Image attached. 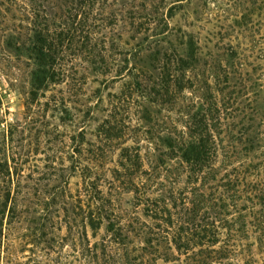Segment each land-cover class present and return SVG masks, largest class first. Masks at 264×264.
<instances>
[{
  "label": "rangeland",
  "instance_id": "rangeland-1",
  "mask_svg": "<svg viewBox=\"0 0 264 264\" xmlns=\"http://www.w3.org/2000/svg\"><path fill=\"white\" fill-rule=\"evenodd\" d=\"M77 19H97L93 35L110 68L66 56L68 77L45 83L33 99L37 60L27 48L41 29L50 39L54 23ZM187 46L197 57L194 87L174 103L145 101L129 75L133 61L124 68L122 59L141 48L137 67L148 70L154 49ZM197 100L220 105L213 121L218 177L257 163L260 175L251 170L249 178L264 180V0H0V157L12 165L13 179L10 200L0 196V264H122L120 246L103 250L114 236L103 218L108 201L119 210L133 207L132 193L110 183L122 149L158 168L153 191L173 173L182 185L184 169L168 158L164 138L187 131L186 114ZM247 135L261 139L254 150ZM93 205L102 217L95 229ZM135 215L142 219L141 209ZM246 220L245 230L232 231L235 253L208 263L264 264V211ZM132 242L146 246L135 248L145 264H196L195 255L168 241Z\"/></svg>",
  "mask_w": 264,
  "mask_h": 264
},
{
  "label": "trees",
  "instance_id": "trees-1",
  "mask_svg": "<svg viewBox=\"0 0 264 264\" xmlns=\"http://www.w3.org/2000/svg\"><path fill=\"white\" fill-rule=\"evenodd\" d=\"M96 22L97 19L94 24L88 25V21L77 19L68 26L59 21L54 23L56 30L49 34L50 39L44 35H47L45 28L37 32L34 45L27 48L37 60L30 80L33 99L45 88V83L55 81L57 76L68 77V69L64 67L68 61L66 56H70L71 60L80 57L97 69L110 68L93 35ZM130 54L133 59L124 57L123 67L133 61L129 75L135 90L148 103H174L185 90L194 87L190 73L194 71L197 57L191 47L154 49L148 70L137 67L141 65V48ZM192 107L193 112L186 114L187 131L175 136L168 134L164 138L168 158H178L180 167L184 169L182 185L173 173L167 184L160 183V191H153V178L158 168L155 165L145 168L139 152L132 155L130 147L122 149L123 160L119 168L114 169L118 178L110 183L132 193L133 207L119 210V205L108 201L103 209V218L114 234L109 241L103 242V250L110 252L113 246H120L125 250L122 264H145L142 255L135 254V248L146 250V246L133 245V236L149 247L168 241L177 251L184 250L195 255L196 264H210L205 258H216L215 255L225 258L235 253L238 245L232 243V231H242L248 215L261 216L264 211V180L261 177L249 178L251 170H257L256 175H260L259 164L249 163L243 169H225L223 176L218 177L219 144L213 121H218L220 105L216 102L206 106L197 100ZM260 140L254 136L245 137L249 150L259 146ZM11 168L12 165L9 166L7 160L3 161L0 157V196L5 202L10 200ZM172 171L167 170L169 173ZM4 200H0V208L5 206ZM93 206L95 213L90 211L89 225L95 229L102 217L98 207ZM139 209L142 219L135 215ZM124 217L128 218L127 223H123ZM218 243L220 245L216 247ZM129 245L132 248L129 249Z\"/></svg>",
  "mask_w": 264,
  "mask_h": 264
}]
</instances>
